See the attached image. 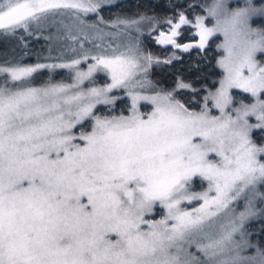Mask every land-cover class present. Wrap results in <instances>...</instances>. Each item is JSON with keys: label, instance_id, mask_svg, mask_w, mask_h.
I'll use <instances>...</instances> for the list:
<instances>
[{"label": "snow or ice", "instance_id": "1", "mask_svg": "<svg viewBox=\"0 0 264 264\" xmlns=\"http://www.w3.org/2000/svg\"><path fill=\"white\" fill-rule=\"evenodd\" d=\"M106 2L0 0V35L54 20L65 15L61 9L76 10L73 15L83 24L77 13L98 12ZM208 17L215 21L211 27L205 24ZM254 17L264 19V0H244L243 6L238 0L236 6L214 0L207 17H196L200 48L210 37L223 38L217 47L224 75L199 112L171 92L130 91V115L93 113L97 104L115 102L117 97L109 95L114 88L148 82L153 58L142 54L135 40L123 50L109 45L91 56L95 63L77 71L71 85L36 88L27 78L41 68H71L79 59L0 66L7 74L0 84V264H264V251L241 254L250 246L245 222L264 216V144L253 139L255 132H264V61L257 59L264 56V27H253ZM189 22L181 13L159 42L188 51L193 45H180L174 37ZM119 23L131 27L138 21ZM98 70L106 71L111 83L81 89ZM178 87L191 86L180 82ZM232 89L254 101L235 106ZM139 100L154 105L146 117L137 110ZM212 108L220 114H211ZM89 119L91 131L77 136L73 129ZM197 176L209 181L215 195L190 191ZM240 198L244 211L236 213L229 206ZM193 200L203 203L191 211L181 207ZM157 204L167 214L146 219ZM224 210L230 218L209 235L206 229H213V218ZM193 245L203 260L189 251Z\"/></svg>", "mask_w": 264, "mask_h": 264}, {"label": "trees", "instance_id": "2", "mask_svg": "<svg viewBox=\"0 0 264 264\" xmlns=\"http://www.w3.org/2000/svg\"><path fill=\"white\" fill-rule=\"evenodd\" d=\"M198 8H200V4L197 0H120L115 6L108 9L100 8L98 13L102 19L103 17L110 19L115 15L145 16L146 18L151 16L155 17L154 19H163L179 12H184L188 18H193V14ZM189 29L190 27L187 25L183 26L177 37L178 44L193 45L188 51L173 45L165 47L162 43L154 41L151 37L152 32L149 31L144 32L141 36L140 49L142 54L150 55L153 58L146 77L151 83L150 88L173 91L188 109L194 111L205 105L204 98L220 78L219 49L215 41L209 42L204 48L196 47L193 41L187 42ZM61 52L66 53L63 48L61 50L59 46H52L46 31L35 29L33 25L27 31L17 30L14 35H0V66L70 64V61L84 56L79 53L65 56ZM261 58L264 61V57ZM82 66L83 64L80 63L71 68H41L27 80L31 87L70 83L73 81L74 71ZM102 72V70L94 72L80 85V88L85 89L95 84L98 80L91 79ZM6 76L7 74L0 73V84L4 83ZM180 82L187 83L191 87L182 88L181 92L176 89ZM14 83L16 82L9 81L10 85ZM81 129L87 130V125L83 124ZM247 229L250 231L251 239L264 248V216L258 214L255 219L250 220Z\"/></svg>", "mask_w": 264, "mask_h": 264}, {"label": "rangeland", "instance_id": "3", "mask_svg": "<svg viewBox=\"0 0 264 264\" xmlns=\"http://www.w3.org/2000/svg\"><path fill=\"white\" fill-rule=\"evenodd\" d=\"M120 0H107V2L101 7L102 9H108L109 7L115 6L117 2ZM200 4V8L196 10V12L193 14V18H188L186 13L179 12L174 16H168L165 18H157L155 17H145V16H129L125 17L124 15H115L111 17L110 19H105L101 17V15L98 12H88L83 13L79 12L77 13L80 17V20H82L84 23L81 24L79 21H77L76 16L73 15V12L76 10L73 9H61L59 11H62L65 13L63 16H57L54 20L49 19L47 21L42 22L39 26H36L33 24V27L35 29H41L47 32L48 37L50 38V41L52 43V46H59V48H63V50L66 53L61 52L62 55L69 56L74 54H84L87 53L89 58L87 60L84 59V56L77 58L81 61L83 64L82 67L77 68L76 71H74L75 75L77 71H87L88 66L90 64H94L95 61L91 59V56L98 55L103 53L105 48H108L109 45H111L113 48L116 47V45H121V50H123V45L129 43L132 40H135L139 47L141 43V36L144 32L149 31L151 33V37L154 41L159 42L161 39V33H164L165 35L171 34V29L173 27V24L177 23L179 21V15L183 13L185 17L190 21L188 24H183L181 27L177 30L179 34L182 31L183 26L187 25L190 27L189 33L187 38V42L193 41L196 45V47L199 45V35L197 34L199 29L195 27L196 23V17L198 16H204L207 17V8L214 2V0H197ZM239 4L243 6L244 0H238ZM228 3L230 6H236L237 0H228ZM154 19V20H153ZM120 20H136L138 21L137 24L132 25L131 27H128L126 25L120 24ZM171 20L172 24H169L168 21ZM211 21V23H209ZM253 27H264V19L260 17H254L253 18ZM214 19L211 17H208L205 20V24L208 27L212 26V23H214ZM90 25H95L96 27H90ZM76 37V39H72V37ZM177 37H174V39L177 42ZM222 37H210L208 40V43L211 41L217 42V46L222 42ZM178 43V42H177ZM207 43V44H208ZM165 47L172 46L173 44L168 43H162ZM206 44V45H207ZM99 45V47H97ZM205 45V46H206ZM175 46V45H173ZM199 47V46H198ZM219 49V48H218ZM109 52H111V49L109 48ZM223 54L222 49H219V56L218 60L220 59L221 55ZM62 57V56H61ZM264 57L260 54H257V59L263 61ZM76 60V59H75ZM73 61V60H72ZM70 61V64L71 62ZM67 63V62H66ZM65 64V63H64ZM38 65V64H37ZM33 67L36 65H32ZM220 68V78L218 79V82L216 83L215 87L210 90L206 96L209 95L211 92H215L216 89L220 86V80L223 78L224 70ZM103 71V70H102ZM75 75L72 78L73 81L70 83H57V84H64V85H71L75 82ZM91 80L95 81V84L89 87H105L106 85L111 83V77L106 72L103 71L100 75H96V77H93ZM146 81L149 82L148 79ZM146 82L143 87L140 86H129V88H114L111 93H109L110 96H115L117 99L112 104H97L95 108L93 109V113L97 116H100L101 118L108 117L111 118L113 116H128L131 114L132 109V99L129 95V92L131 91L134 94H138L141 96H153L157 93H166L171 92L175 99L179 100L181 103H183L177 95L174 94L171 90H165L161 88H155V90H152L151 83ZM88 83H91V81H88ZM55 85V84H53ZM47 86H34L36 88H44ZM87 87V88H89ZM85 88V90L87 89ZM176 89H179L181 92L183 91L182 88H179L178 85L176 86ZM72 91H75L73 89ZM234 100H235V106H239V102L243 101L244 103H250L254 101V98L251 97L249 93L243 92L241 89H232L231 90ZM205 103V101H204ZM184 104V103H183ZM209 104H211V101H209ZM185 105V104H184ZM186 107V106H185ZM154 108V105L151 103V101L148 100H139L137 102V110L144 114L145 117L147 114H150ZM204 108V105L197 110H194L195 112L201 111V109ZM190 111H193L189 109ZM211 114L219 115V111L215 108L211 109ZM251 123H256L255 117L250 118ZM93 122L89 119L83 122V124L87 125V130L81 129L80 125H77L75 129H73V132L79 136L81 132H89L91 131V124ZM253 139L258 144H264V132H255L253 134ZM76 143H83L82 141H74ZM211 159H219V157H216L215 154H210ZM193 187H196V189H193ZM192 188V189H191ZM190 191L196 192V193H203L208 192L209 196L215 195V189L212 188L211 191H209V181L201 178V177H194L192 182H190ZM203 201H197L193 200L191 202L184 201L182 202L181 207L185 210L191 211L196 207H199ZM244 205L245 202L243 198L238 199L237 201H234L229 207L234 208L236 213H239L241 211H244ZM227 210H224L220 213L218 217H214L213 221L214 227L213 229H206V231L209 232V235H215L220 231V224H226L228 219L230 218L231 214H226ZM167 214V210L161 207L159 204H157L153 210L152 213L146 215V219L151 220H161L163 217ZM258 216V215H257ZM256 216V217H257ZM247 220L245 222V230L247 235L245 236V239L247 240L249 247H246L245 250L241 253L244 256H256L257 250L264 251V248L259 245L256 241H253L251 239L250 231L247 229V225L249 226V221L252 219ZM236 239H239V233L236 234ZM202 242L207 243V240H203ZM190 252L196 253L198 256L201 257L203 260V256L200 253L196 252L195 245L189 247Z\"/></svg>", "mask_w": 264, "mask_h": 264}]
</instances>
